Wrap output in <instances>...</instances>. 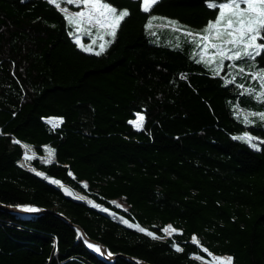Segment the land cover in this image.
Instances as JSON below:
<instances>
[{
    "label": "trees",
    "instance_id": "16d2710c",
    "mask_svg": "<svg viewBox=\"0 0 264 264\" xmlns=\"http://www.w3.org/2000/svg\"><path fill=\"white\" fill-rule=\"evenodd\" d=\"M106 2L130 15L96 56L48 0H0V201L49 210L0 209V264H137L104 261L57 212L112 252L151 264H214L205 249L264 264V144L234 139L264 141L259 116L237 119L238 109L264 113L255 98L264 88L251 75L264 58L236 62L244 72L234 75L196 63L198 49L173 29L197 33L214 21L205 0H159L148 13L142 0ZM151 16L177 25L147 29ZM137 113L143 130L129 123ZM47 117L63 123L53 128ZM29 150L36 158L26 161ZM64 186L85 199L66 197ZM167 224L180 232L165 237Z\"/></svg>",
    "mask_w": 264,
    "mask_h": 264
},
{
    "label": "snow or ice",
    "instance_id": "6c2138e0",
    "mask_svg": "<svg viewBox=\"0 0 264 264\" xmlns=\"http://www.w3.org/2000/svg\"><path fill=\"white\" fill-rule=\"evenodd\" d=\"M50 4L60 8L61 3L74 4L81 8L80 11L66 15L65 18L70 25L73 26L75 31L71 33L76 37L75 43L84 52L100 56L107 51L108 46L114 42L117 35V31L121 23L126 17L130 15L129 11L117 10L114 6L107 3L106 0H48ZM206 6L212 10H218L216 19L210 20L205 28L201 32L193 33L181 26L175 27L173 30L181 32L183 36L188 37L185 42L191 43L194 48L198 49L193 55V59L196 63L203 64L214 75H219L225 68V62H230L228 67L238 68L239 72H244L243 67H239L236 62L247 61L255 67V61L257 57L264 58V0H205ZM159 3V0H142V11L148 13L151 9ZM67 9H62V12L67 13ZM165 18H159L151 16L146 25L147 29L153 27V21ZM167 25H177L175 21H166ZM95 29V32L92 30ZM154 35V33H153ZM88 36L91 38V43L85 45L83 43V37ZM94 37V38H93ZM109 37L110 39H106ZM99 50H95L97 46ZM176 47H180L179 41ZM197 57H199L197 59ZM252 77L260 82V87L264 88V69H258L256 72L251 73ZM226 84H234L235 78L229 80L225 78ZM241 89L244 86L238 85ZM255 89H248L247 94L252 95ZM244 94V93H241ZM257 100L264 102V93L255 97ZM259 116L261 121H264V113H247L243 110H237V119H241L245 124H252L253 121L250 117ZM136 120L129 121L137 130H143V122L145 117L137 113ZM48 123L53 128L58 127L63 123L62 119L52 118ZM234 139L241 140L247 143L255 150H261L260 145L264 144V141L254 143L258 138L251 136L249 133H245L242 136L234 137ZM19 144L20 141H15ZM25 148L28 146L25 145ZM48 153V162L51 163L54 158L55 150L51 148L46 149ZM35 155H29L25 152L24 159H35ZM23 166V165H21ZM37 175H43L37 173ZM52 183H58L52 181ZM86 187V185H85ZM71 194V193H69ZM78 199H85L84 197H77ZM89 203H92L89 201ZM94 207H98L93 204ZM26 211L35 212L38 209L27 208ZM107 211V209H104ZM128 224V221H123ZM129 227L133 225L128 224ZM140 232H146L148 236L158 239L152 232L146 231L144 228L135 226ZM163 231L171 235L177 230L172 226H168ZM195 241L196 238L194 237ZM89 247L94 248L98 253H101V249L95 245L89 244ZM183 249L177 247V251ZM207 251V249H205ZM218 264H232L231 257L217 258Z\"/></svg>",
    "mask_w": 264,
    "mask_h": 264
},
{
    "label": "water",
    "instance_id": "95a60500",
    "mask_svg": "<svg viewBox=\"0 0 264 264\" xmlns=\"http://www.w3.org/2000/svg\"><path fill=\"white\" fill-rule=\"evenodd\" d=\"M62 192L65 194L66 197L74 200V201H81L82 199H78L77 195H75L74 191L69 187V186H64L62 187ZM71 193V194H69ZM27 208H35L38 209V211L35 212H29L26 211ZM0 209L10 212V213H15L18 214L20 216L23 217H32V216H39L42 215L44 213L49 212V210L45 207H41L35 204H29V205H9V204H5L3 202L0 201ZM58 216H60L61 218H63L66 222H68L70 225H72L73 227H75V229H77V231L79 232V234L85 239V241L88 244H92L95 245L97 247H99L101 249V253H98L94 250V248H91L92 251L97 254L101 259H103L106 262H113L116 258L118 257H125L128 258L129 260L137 263V264H151L148 261H145L143 259L137 258V257H133L130 256L128 254L125 253H115L112 252L109 247L103 243L100 240L94 239L92 237H90L87 232L83 229V227H81L79 224L74 223L70 218H68L66 215H64L63 213L57 212L56 213Z\"/></svg>",
    "mask_w": 264,
    "mask_h": 264
},
{
    "label": "rangeland",
    "instance_id": "374dc122",
    "mask_svg": "<svg viewBox=\"0 0 264 264\" xmlns=\"http://www.w3.org/2000/svg\"><path fill=\"white\" fill-rule=\"evenodd\" d=\"M107 3H108V2H107ZM109 4H110V3H109ZM72 5H74V4L61 3V5H60V9L62 10V9H64V8H66V9L68 10L67 13H66L67 15H71L72 13H75V12L81 10V8H79V7L75 6V5H74V7H73ZM117 10H118V9H117ZM122 10H124V9H122ZM157 17H159V18H165V19H164V20L157 19V22H159V23H157V22H153V27H152V28H154V27H161V26H163V22H166V21H172V19L167 18V17H163V16H157ZM203 29H204V28H203ZM74 31H75V29H74ZM92 31L95 32V29H93ZM93 38H94V37H93ZM75 39H76V37H75ZM106 39H110V38H109V37H106ZM83 43H84L85 45L90 44V43H91V38H89L88 36H84V37H83ZM99 43H100V41H97V46H95V50H96V51L99 50V48H98V44H99ZM229 63H230V62H225V68L229 69L230 72H231V74L234 75V73H235L234 71H235V70H233L232 68H229V67H228ZM234 69H238V68H234ZM239 110H240V109H239ZM243 112H246V111H243ZM247 113H250V112H247ZM140 114H141V113H140ZM142 115H143V114H142ZM52 118L62 119L61 117H47V118H46V121L48 122L49 119H52ZM136 118H137V117H136ZM136 118L133 119L132 121L136 120ZM250 119L252 120V117H250ZM143 124H144V122H143ZM47 148H48V147H46V149H47ZM28 153H29L30 156L34 154V152H33V151H30V150H29ZM45 157H46L47 159H49L47 151H46V153H45ZM118 204H119V205H123V206L126 207V205H124V203H122V202H118ZM168 226H172L173 228H175V229L177 230L175 233H179V232H180V229L174 227V226L171 225V224H167L164 228H166V227H168ZM164 228H163V229H164ZM163 233H164V236H165V237H169V236H172L173 234H175V233H172L171 235H168V234H166L164 231H163ZM194 237H195V236H194ZM194 237H193V238H194ZM193 238H192V240H193ZM195 238H196V237H195ZM193 241H194V240H193ZM195 242H199L197 238H196ZM205 252L208 254V258H204V259H206V260H208V261H210V262H212V263H214V264H218V260H217V258L231 257L230 255H227V254H215V253H213V252H211V251H209V250H207V251H205ZM231 258H232V257H231ZM232 264H233V260H232Z\"/></svg>",
    "mask_w": 264,
    "mask_h": 264
},
{
    "label": "bare ground",
    "instance_id": "6f19581e",
    "mask_svg": "<svg viewBox=\"0 0 264 264\" xmlns=\"http://www.w3.org/2000/svg\"><path fill=\"white\" fill-rule=\"evenodd\" d=\"M193 33H196V32H193ZM127 207V206H126Z\"/></svg>",
    "mask_w": 264,
    "mask_h": 264
}]
</instances>
